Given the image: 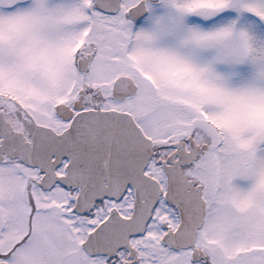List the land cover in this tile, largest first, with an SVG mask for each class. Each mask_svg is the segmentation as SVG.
Masks as SVG:
<instances>
[{
	"label": "snow or ice",
	"instance_id": "1",
	"mask_svg": "<svg viewBox=\"0 0 264 264\" xmlns=\"http://www.w3.org/2000/svg\"><path fill=\"white\" fill-rule=\"evenodd\" d=\"M0 264H264V0H0Z\"/></svg>",
	"mask_w": 264,
	"mask_h": 264
}]
</instances>
